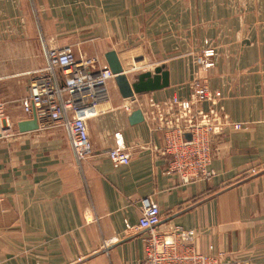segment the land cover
I'll return each instance as SVG.
<instances>
[{
  "label": "crops",
  "instance_id": "obj_1",
  "mask_svg": "<svg viewBox=\"0 0 264 264\" xmlns=\"http://www.w3.org/2000/svg\"><path fill=\"white\" fill-rule=\"evenodd\" d=\"M64 45L99 65L114 50L126 74L163 65L169 85L125 99L111 80L86 120L82 161L61 127L19 132L33 115L0 98L15 123L0 139V264H135L144 196L159 207L161 233L193 229L199 254L264 264V0H0V96L22 101L45 49ZM196 73L231 124L212 136L205 172L183 182L166 171L164 132L147 117L173 94L185 99ZM133 109L143 121L128 122ZM116 141L127 165L107 157Z\"/></svg>",
  "mask_w": 264,
  "mask_h": 264
},
{
  "label": "built area",
  "instance_id": "obj_2",
  "mask_svg": "<svg viewBox=\"0 0 264 264\" xmlns=\"http://www.w3.org/2000/svg\"><path fill=\"white\" fill-rule=\"evenodd\" d=\"M203 52L204 57L213 55L212 49ZM45 59L44 67L30 77L22 111L34 116L38 128L65 129L74 157L82 161L92 149L86 120L98 113L114 74L106 64L99 65L96 57L75 53L68 45L46 48ZM202 63L204 67L212 64L205 59ZM190 89L185 99L173 94L167 102L154 105L147 117L164 132L163 152L170 155L166 171L178 173L183 182L205 172L212 136L231 124L205 86L192 84ZM205 100L210 106L203 110L199 105ZM124 108L131 110L129 106ZM232 126L238 128L239 124ZM13 128L0 100V139L12 136ZM106 154L113 167L130 161V153L117 141ZM139 207L135 228L147 232V236L143 239V258L135 264H236L224 253L209 256L195 252L193 229L175 227L171 233H161L160 210L149 196L139 200Z\"/></svg>",
  "mask_w": 264,
  "mask_h": 264
},
{
  "label": "water",
  "instance_id": "obj_3",
  "mask_svg": "<svg viewBox=\"0 0 264 264\" xmlns=\"http://www.w3.org/2000/svg\"><path fill=\"white\" fill-rule=\"evenodd\" d=\"M106 65L114 74L113 81L122 98H133L134 95L145 94L160 90L169 85V73L163 65H157L152 71L146 70L133 75L131 80L124 71L118 56L114 50L104 53ZM144 117L140 109H133L128 116L130 124H136L143 121ZM19 132H26L38 128L36 119L21 120L16 123ZM187 137V135H186Z\"/></svg>",
  "mask_w": 264,
  "mask_h": 264
},
{
  "label": "rangeland",
  "instance_id": "obj_4",
  "mask_svg": "<svg viewBox=\"0 0 264 264\" xmlns=\"http://www.w3.org/2000/svg\"><path fill=\"white\" fill-rule=\"evenodd\" d=\"M196 61H198V58H196ZM202 65H203V63H202ZM37 72V71H36ZM196 72V71H195ZM128 76L130 77V78H132L133 77V72L132 71H129L128 72ZM196 78L192 81V84H196L197 86H205L209 91H210V93H211V98L212 99H215V101H216V106L221 110V112L223 113V114H225L226 115V113L223 111V107H222V105H220L218 102H217V100H216V98L214 97V92L213 91H211L208 87H207V84L206 83H204V82H202L201 81V77H199V76H197V73H196V76H195ZM191 84V85H192ZM190 85V86H191ZM191 91V89L189 88V92ZM0 98L2 99V100H4L5 101V105L6 106H8L9 107V105L13 108V109H16V108H19V109H21V101H17V102H11V103H8L5 99H3L2 98V96H0ZM209 102V101H208ZM210 104V103H209ZM210 106V105H209ZM8 110V109H7ZM227 116V115H226ZM228 117V116H227ZM11 120V122H13V120L12 119H10ZM197 122V120H194V123H196ZM13 124H15L14 122H13ZM14 127H15V125H14ZM4 139H6V138H4Z\"/></svg>",
  "mask_w": 264,
  "mask_h": 264
}]
</instances>
